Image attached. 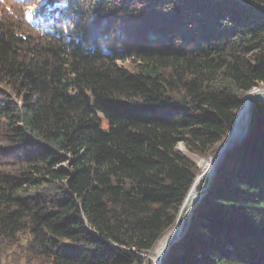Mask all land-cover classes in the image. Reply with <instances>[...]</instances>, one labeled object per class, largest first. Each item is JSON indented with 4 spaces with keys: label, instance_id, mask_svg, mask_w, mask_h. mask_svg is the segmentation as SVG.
<instances>
[{
    "label": "trees",
    "instance_id": "trees-1",
    "mask_svg": "<svg viewBox=\"0 0 264 264\" xmlns=\"http://www.w3.org/2000/svg\"><path fill=\"white\" fill-rule=\"evenodd\" d=\"M263 88L264 0H0V260L143 264L202 178L179 146L214 162ZM184 220L165 264H264V96Z\"/></svg>",
    "mask_w": 264,
    "mask_h": 264
},
{
    "label": "water",
    "instance_id": "water-1",
    "mask_svg": "<svg viewBox=\"0 0 264 264\" xmlns=\"http://www.w3.org/2000/svg\"><path fill=\"white\" fill-rule=\"evenodd\" d=\"M259 96H264V89L263 90L255 89L247 96L246 102H245V110H244L245 119L239 125V127L234 131L232 136L227 140V142L225 143V145L223 147L222 154L213 163L210 171L208 172V174H209V185H208V188L211 186V184H212V182L214 180L216 171L218 170L220 164L222 163V161L225 159L226 155L228 154L232 142L235 140V138L239 134L243 133L248 128V125H249L250 120H251L252 104H253L254 100L257 97H259ZM208 188L205 190V192H203V194L201 196H198V197L195 196L193 198L191 203L186 207L188 209V211L183 210V212L179 215V217L177 219V224H176L175 228L166 237H164L162 239V241L158 244V246L155 248V250L153 251V261H154L155 264H157V261L155 259V252H156V249L159 246H161V248H162L160 264H165V250H166L167 242L171 238H173L181 230V228L183 226V223H184L185 216L186 215H190V217H192V215L194 213V208H195L196 203L202 199V197L205 195V193L208 190Z\"/></svg>",
    "mask_w": 264,
    "mask_h": 264
},
{
    "label": "rangeland",
    "instance_id": "rangeland-1",
    "mask_svg": "<svg viewBox=\"0 0 264 264\" xmlns=\"http://www.w3.org/2000/svg\"><path fill=\"white\" fill-rule=\"evenodd\" d=\"M264 89V88H263ZM263 89H261V90H263ZM179 150H181L182 152H184L185 154H188L191 158H192V160L193 161H195L196 163H197V165H198V167L200 166V164H201V162L202 161H208V165H207V167L205 168V170H202L200 167H199V169H200V171H201V175H202V178H201V180L203 179V178H205V177H207V176H209V174H208V172L210 171V169H211V167H212V165H213V163L217 160H215L214 162H212V160H210V159H199L198 157H196V156H193V155H190L186 150H185V147L183 146V145H180L179 146ZM201 180H199L198 181V183H197V185L195 186V188L193 189V190H195V196L196 197H198L197 196V188H198V186H199V184L201 183ZM192 193L190 194V196H189V199H188V205L191 203V201L193 200V198H192ZM187 205V206H188ZM185 221V220H184ZM183 225H184V223H183ZM14 250H15V252H16V254H15V256H11L10 258H8V259H4V260H0V264H26V260L24 259V255H23V250L21 249H19L18 247H14ZM12 258H14V259H12ZM12 259V260H11ZM150 261H153V252H151V256L149 255V262H148V264H150ZM154 263V262H153ZM155 264V263H154Z\"/></svg>",
    "mask_w": 264,
    "mask_h": 264
},
{
    "label": "bare ground",
    "instance_id": "bare-ground-1",
    "mask_svg": "<svg viewBox=\"0 0 264 264\" xmlns=\"http://www.w3.org/2000/svg\"><path fill=\"white\" fill-rule=\"evenodd\" d=\"M257 90H259V89H257ZM261 90V89H260ZM244 110H245V107H244ZM207 165H208V161H202L201 162V164H200V168L202 169V170H205V168L207 167ZM193 198L195 197V190L193 191ZM184 210H186V211H188V209L187 208H185ZM185 219V218H184ZM161 254H162V248H161V246H159L157 249H156V252H155V259H156V261H157V264H160V259H161ZM148 255V258H149V255L151 256V252L150 253H148V254H146L145 256H147ZM144 256V257H145ZM148 262H149V260H144V263L143 264H148Z\"/></svg>",
    "mask_w": 264,
    "mask_h": 264
},
{
    "label": "built area",
    "instance_id": "built-area-1",
    "mask_svg": "<svg viewBox=\"0 0 264 264\" xmlns=\"http://www.w3.org/2000/svg\"><path fill=\"white\" fill-rule=\"evenodd\" d=\"M144 260H149L148 255L144 257Z\"/></svg>",
    "mask_w": 264,
    "mask_h": 264
}]
</instances>
